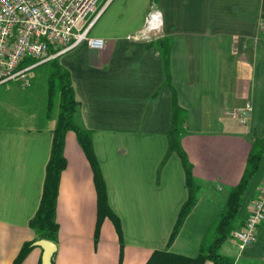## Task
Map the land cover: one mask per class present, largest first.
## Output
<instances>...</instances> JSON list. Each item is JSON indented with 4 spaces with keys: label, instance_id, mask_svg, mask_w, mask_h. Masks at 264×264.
Here are the masks:
<instances>
[{
    "label": "crops",
    "instance_id": "crops-1",
    "mask_svg": "<svg viewBox=\"0 0 264 264\" xmlns=\"http://www.w3.org/2000/svg\"><path fill=\"white\" fill-rule=\"evenodd\" d=\"M106 2L89 33L104 46L84 42L56 58L71 73L80 121L92 132L124 247L109 218L95 239L94 174L76 134L69 132L53 264H147L167 249L195 258L240 183L254 142L264 138V0ZM148 18L158 29L149 28ZM136 34L149 40L130 39ZM160 39L171 43L172 83L187 112L181 145L200 186L198 202L171 247L188 190L177 154L159 174L172 125L171 89L154 45ZM6 111L0 116V264H13L24 244L39 240L29 222L42 199L56 117L47 119L44 106L27 115L12 106ZM262 165L240 225L264 179ZM235 246L228 255L234 264H264V223L255 244L244 251ZM42 257V248L34 246L22 264H42Z\"/></svg>",
    "mask_w": 264,
    "mask_h": 264
},
{
    "label": "trees",
    "instance_id": "trees-1",
    "mask_svg": "<svg viewBox=\"0 0 264 264\" xmlns=\"http://www.w3.org/2000/svg\"><path fill=\"white\" fill-rule=\"evenodd\" d=\"M154 45L158 46L164 58L166 83L171 89L172 94V125L167 135L168 151L159 167V174L170 156L177 154L181 159L185 171L186 187L188 190V199L179 212L178 219L168 242V247H171L181 232L187 217L198 202L200 186L195 180L193 165L181 145V136L185 131L187 112L180 106L177 91L172 83L171 43L160 39ZM50 53L52 55L56 53L52 46H50ZM36 63H38L37 60L26 59L19 68L24 69V67L32 66ZM42 65L48 66V102L45 107V114L47 119H55L56 117V127L53 132L52 148L46 167L42 199L34 218L29 222V226L37 233L39 240L58 242L60 227L57 221V201L61 175L67 167L65 144L67 134L74 132L89 160L94 174L98 206L95 239L96 241L98 240L103 222L109 218L115 224L121 248L123 249V233L120 221L109 205L107 185L95 153L92 132L87 130L80 121V104L75 96L71 73L60 64L58 57ZM56 109H58L57 115ZM263 157L264 138L256 140L253 145L244 175L240 183L230 192L223 212L204 237L197 257L185 258L175 255L167 249L155 252L147 264H205L207 261L212 262V264H234V260L231 257L222 255L220 251L223 245L229 239L233 238L235 229L240 225V213L244 206L245 194L260 169ZM34 243L29 242L24 244L13 264H22L33 249Z\"/></svg>",
    "mask_w": 264,
    "mask_h": 264
},
{
    "label": "built area",
    "instance_id": "built-area-1",
    "mask_svg": "<svg viewBox=\"0 0 264 264\" xmlns=\"http://www.w3.org/2000/svg\"><path fill=\"white\" fill-rule=\"evenodd\" d=\"M102 0H0V84L15 79H26V72L34 67L20 69L26 59L37 60V65L48 62L57 55L67 53L81 43L101 49L102 40L89 37L93 21L100 11ZM93 18H91V16ZM158 19V15L155 13ZM156 19V21H157ZM152 19L148 18L149 28ZM147 39L136 34L130 39ZM62 47L55 54L50 46ZM35 64V65H36ZM264 223V179L250 200L247 217L233 233L240 251L255 244Z\"/></svg>",
    "mask_w": 264,
    "mask_h": 264
},
{
    "label": "rangeland",
    "instance_id": "rangeland-1",
    "mask_svg": "<svg viewBox=\"0 0 264 264\" xmlns=\"http://www.w3.org/2000/svg\"><path fill=\"white\" fill-rule=\"evenodd\" d=\"M105 5H107L106 0H102L101 3L98 5L97 10H100ZM93 16L94 15H92L91 18H93ZM62 47L64 46L62 45L53 46V49L54 51H56V50L61 49ZM47 73H48V66H43L42 64L40 65L36 64L34 65L32 69L26 72V79L18 78V79L0 84V116L1 117L7 116L6 108L8 106H12L13 108L18 109L19 113L22 115H27V114L34 112L35 109L39 106L46 107V104L48 102ZM57 103H56V106H57ZM57 110L58 109H56V113H57ZM20 114L15 117L17 119L22 120L24 117H22ZM11 116H14V115H11ZM262 164H264V159L262 161ZM262 164L260 165L261 166L260 171L254 177V180L251 186L257 181L258 177L262 173V169H263ZM251 188H249L247 191L248 193L246 192L247 194H245L246 196L244 198V206L241 210L240 217L244 214L245 207H246L245 203H247V199L249 198V192ZM235 244H234L233 238L229 239L223 245L220 253L222 255L231 256L232 251L236 250ZM207 264H212V262H209Z\"/></svg>",
    "mask_w": 264,
    "mask_h": 264
},
{
    "label": "water",
    "instance_id": "water-1",
    "mask_svg": "<svg viewBox=\"0 0 264 264\" xmlns=\"http://www.w3.org/2000/svg\"><path fill=\"white\" fill-rule=\"evenodd\" d=\"M33 246L42 248V264H53V257L58 249L56 243L47 240H38Z\"/></svg>",
    "mask_w": 264,
    "mask_h": 264
}]
</instances>
